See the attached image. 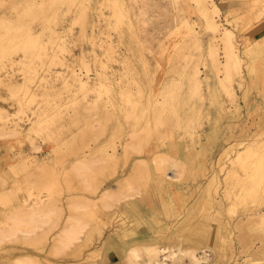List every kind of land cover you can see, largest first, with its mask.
I'll use <instances>...</instances> for the list:
<instances>
[{
    "label": "rangeland",
    "instance_id": "obj_1",
    "mask_svg": "<svg viewBox=\"0 0 264 264\" xmlns=\"http://www.w3.org/2000/svg\"><path fill=\"white\" fill-rule=\"evenodd\" d=\"M250 9L0 0V264H105L109 237V264H137L132 248L145 264H264V7Z\"/></svg>",
    "mask_w": 264,
    "mask_h": 264
},
{
    "label": "crops",
    "instance_id": "obj_2",
    "mask_svg": "<svg viewBox=\"0 0 264 264\" xmlns=\"http://www.w3.org/2000/svg\"><path fill=\"white\" fill-rule=\"evenodd\" d=\"M217 5L219 6V8L221 9V11L223 12V14L227 13L229 16V18L235 16V15H240L242 13H244L245 11H248L250 8L251 11H259L262 7H264V0H214ZM252 5V6H251ZM216 6V5H215ZM217 7V6H216ZM218 9V7H217ZM219 10V9H218ZM262 18L264 19V14L262 16ZM0 155L2 156L3 160L5 161V163L8 162V158H10V152H3L0 150ZM9 156V157H8ZM7 166H5L6 168ZM158 177H162L159 176L158 174H154V178H150L152 181L156 182ZM163 178V177H162ZM160 182V181H157ZM161 186H159L158 188L155 186V190L157 191V193L159 195L163 194V189L165 187V182H160ZM161 187V188H160ZM157 188V189H156ZM142 208H145V205L142 204ZM103 245H105V247H108V252L106 253V263L105 264H109L112 263V258L109 257L110 253H114L113 256H116L117 254L113 251V248L111 247H122V244L119 243L118 241L114 240L112 237L106 240V242H104L101 247H104ZM152 248H159L156 244L152 245L151 248L148 250V252L152 249ZM161 248V247H160ZM162 248H165L162 247ZM174 248V247H173ZM107 249V248H106ZM133 249V250H132ZM128 251V253L131 252H139L141 255V252L138 249H134L132 248ZM142 256V255H141ZM117 257V256H116ZM128 257V254H127ZM115 258V257H113ZM149 261V260H148Z\"/></svg>",
    "mask_w": 264,
    "mask_h": 264
},
{
    "label": "bare ground",
    "instance_id": "obj_3",
    "mask_svg": "<svg viewBox=\"0 0 264 264\" xmlns=\"http://www.w3.org/2000/svg\"><path fill=\"white\" fill-rule=\"evenodd\" d=\"M190 2V1H189ZM213 8H214V10H215V12L216 13H218V9H217V7L216 6H212ZM206 10V9H205ZM212 10V9H211ZM213 10V11H214ZM212 11V12H213ZM214 12V13H215ZM204 17H205V19H206V21L210 24V23H213V20L211 19V13L210 14H204ZM0 19H1V17H0ZM3 20V19H2ZM214 29V28H213ZM216 29V28H215ZM50 30V29H49ZM31 31V30H30ZM225 32V34L224 35H226V39L224 40V45H227V46H223V49H224V47H225V49L227 50V49H229L230 50V53L229 54H227V65H228V63H231V61H233V62H236V61H234L235 59L234 58H236V57H234L235 56V54H236V52H235V50H233V49H236V48H234V42L232 41L233 39H232V31H230V29H225L224 30ZM223 35V36H224ZM49 42V41H48ZM38 44V43H37ZM54 45V44H53ZM55 46V45H54ZM58 46V45H57ZM36 47V46H35ZM38 47V46H37ZM43 48V47H42ZM60 48V47H59ZM45 49V48H44ZM53 51H55L53 48H51ZM62 49V48H61ZM52 50H50L51 51V53H50V56H52L54 53H52ZM58 50V49H57ZM211 51V50H210ZM48 52V51H47ZM62 52H63V49H62ZM229 52V51H228ZM28 53V52H27ZM227 53V52H226ZM3 54V53H2ZM47 54H49V53H47ZM52 54V55H51ZM56 54V53H55ZM54 54V55H55ZM41 55V54H40ZM45 55V54H44ZM6 57V56H5ZM34 57V56H33ZM53 57V56H52ZM56 57V56H55ZM33 59V58H32ZM232 59V60H231ZM48 60H49V58H48ZM53 61V60H52ZM10 62H12V61H10ZM51 62V61H50ZM30 63V62H29ZM236 64V63H235ZM231 65H233L232 63H231ZM234 66V65H233ZM33 71V70H32ZM35 71V70H34ZM75 72H73V74H74ZM78 76V75H77ZM80 77L78 76V82H80L79 84L81 85V82H82V80H80L79 79ZM98 78H99V76H98ZM74 79V78H73ZM76 79V78H75ZM77 81V80H76ZM196 81V80H195ZM83 83H84V81H83ZM78 84V85H79ZM86 85V84H85ZM82 86V85H81ZM84 86V85H83ZM89 87V86H88ZM80 88H82V87H80ZM90 89V88H89ZM95 89H97V88H95ZM248 147V146H247ZM249 150V149H248ZM250 152V151H249ZM252 154V153H251ZM250 154V155H251ZM249 155V158L252 156H250ZM248 157V156H247ZM245 160H247V159H245ZM251 160V159H250ZM253 161V160H252ZM255 162H257V160L255 161ZM254 162V163H255ZM242 163H244V161L242 162ZM251 163V162H250ZM257 163H260V162H257ZM245 165V164H244ZM261 165V164H260ZM259 164H257V166H260ZM259 169V168H258ZM256 170H257V168H256ZM255 171V170H254ZM254 173L255 172H253V175H252V177L253 178H255V179H257L258 177H257V173H258V170H257V173L254 175ZM258 175H259V173H258ZM261 175V174H260ZM259 175V176H260ZM252 178V179H253ZM259 179V178H258ZM261 179H262V176H261ZM259 181V180H258ZM255 182H257V181H255ZM127 183V182H126ZM257 184H259V183H257ZM157 186V188L159 187V186H161V183L159 182L158 184H156ZM249 185H250V183H249ZM247 187V186H246ZM255 187V186H254ZM156 188V189H157ZM161 188V187H160ZM248 189V188H247ZM129 190V189H128ZM246 190V189H245ZM244 190V191H245ZM246 191H248V190H246ZM245 191V192H246ZM252 191V190H251ZM124 192V191H123ZM131 192V191H130ZM253 192V191H252ZM133 193V192H132ZM246 193H250V192H246ZM104 195H107V194H104ZM121 195V194H120ZM127 195L128 194H124V195H121L122 197L123 196H126L127 197ZM255 195V194H254ZM253 195V196H254ZM120 196V197H121ZM125 198V197H124ZM263 218H264V213H263ZM54 249V248H53ZM52 249V250H53ZM165 248H163L162 249V251L164 250ZM133 250V249H132ZM152 250H154V251H156L157 250V248H152ZM161 251V249H159V252ZM161 251V252H162ZM179 251V250H178ZM157 252V251H156ZM175 252L176 251H172V252H170V253H172V256H174V254H175ZM165 253V252H164ZM169 253V252H168ZM169 253V254H170ZM177 253V252H176ZM182 254V253H181ZM195 254V253H194ZM179 255H180V253H179ZM175 256H177V255H175ZM171 257V256H170ZM169 257V258H170ZM165 258V257H164ZM168 258V259H169ZM174 258V257H173ZM127 259H128V261L130 260H132V262H133V259L137 262V264H145V262L143 261V260H141L142 258H141V255H140V253L139 252H131V253H128V257H127ZM204 259H206V255L204 254V253H202V254H197V255H193L192 254V260H191V262L189 263V264H200V262L202 261V260H204ZM205 262V261H204ZM128 263V262H127ZM147 263V262H146ZM18 264H30L29 262H27V261H25L24 259H22V260H19V263Z\"/></svg>",
    "mask_w": 264,
    "mask_h": 264
}]
</instances>
